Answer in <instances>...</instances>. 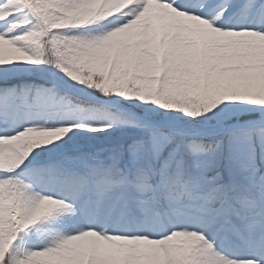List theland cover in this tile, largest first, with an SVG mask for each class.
Returning a JSON list of instances; mask_svg holds the SVG:
<instances>
[{"label":"snow or ice","instance_id":"snow-or-ice-1","mask_svg":"<svg viewBox=\"0 0 264 264\" xmlns=\"http://www.w3.org/2000/svg\"><path fill=\"white\" fill-rule=\"evenodd\" d=\"M0 264H264V0H0Z\"/></svg>","mask_w":264,"mask_h":264}]
</instances>
